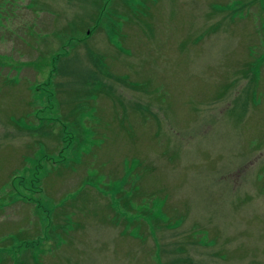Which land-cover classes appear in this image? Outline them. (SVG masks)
I'll list each match as a JSON object with an SVG mask.
<instances>
[{
  "label": "rangeland",
  "instance_id": "rangeland-1",
  "mask_svg": "<svg viewBox=\"0 0 264 264\" xmlns=\"http://www.w3.org/2000/svg\"><path fill=\"white\" fill-rule=\"evenodd\" d=\"M0 264H264V0H0Z\"/></svg>",
  "mask_w": 264,
  "mask_h": 264
}]
</instances>
